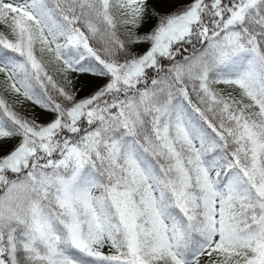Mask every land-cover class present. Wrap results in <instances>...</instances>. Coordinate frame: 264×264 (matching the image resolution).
I'll use <instances>...</instances> for the list:
<instances>
[{
  "label": "snow or ice",
  "instance_id": "obj_1",
  "mask_svg": "<svg viewBox=\"0 0 264 264\" xmlns=\"http://www.w3.org/2000/svg\"><path fill=\"white\" fill-rule=\"evenodd\" d=\"M0 26V264H264V0H0Z\"/></svg>",
  "mask_w": 264,
  "mask_h": 264
},
{
  "label": "rangeland",
  "instance_id": "obj_2",
  "mask_svg": "<svg viewBox=\"0 0 264 264\" xmlns=\"http://www.w3.org/2000/svg\"><path fill=\"white\" fill-rule=\"evenodd\" d=\"M144 47L145 46H140V50H143ZM70 78L72 80V84L74 85L73 89L76 91L78 97L89 94L97 84L102 82L93 77L84 76L81 74H71ZM17 107L18 109L20 108L19 105H17ZM22 110L28 115L35 113L40 118L41 122H44L48 119L47 116L41 114V110L38 107L32 106L30 102H28L27 106H25ZM105 250L107 251V249Z\"/></svg>",
  "mask_w": 264,
  "mask_h": 264
},
{
  "label": "trees",
  "instance_id": "obj_3",
  "mask_svg": "<svg viewBox=\"0 0 264 264\" xmlns=\"http://www.w3.org/2000/svg\"><path fill=\"white\" fill-rule=\"evenodd\" d=\"M71 87L74 88V85L72 84Z\"/></svg>",
  "mask_w": 264,
  "mask_h": 264
}]
</instances>
